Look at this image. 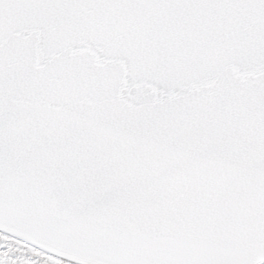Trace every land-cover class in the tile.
<instances>
[{"label": "snow or ice", "instance_id": "obj_1", "mask_svg": "<svg viewBox=\"0 0 264 264\" xmlns=\"http://www.w3.org/2000/svg\"><path fill=\"white\" fill-rule=\"evenodd\" d=\"M0 264H264V0H0Z\"/></svg>", "mask_w": 264, "mask_h": 264}]
</instances>
